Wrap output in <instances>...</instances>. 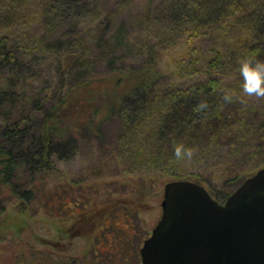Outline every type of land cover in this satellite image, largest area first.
<instances>
[{
  "label": "trees",
  "instance_id": "obj_1",
  "mask_svg": "<svg viewBox=\"0 0 264 264\" xmlns=\"http://www.w3.org/2000/svg\"><path fill=\"white\" fill-rule=\"evenodd\" d=\"M102 1L113 0H0V214L17 202L60 218L97 211L92 190L104 177L59 165L77 156V134L103 143L94 173L109 162L112 176L140 180L138 193L160 179L202 184L210 166L232 184L221 198L210 191L226 201L264 167V97L243 93L237 71L241 57L264 60V0H147L132 30L118 22L124 3L109 11ZM168 56L184 81L160 69ZM108 124L119 131L104 142ZM179 143L194 148L191 159L175 157ZM109 204L113 220L137 214ZM30 257L24 264H81Z\"/></svg>",
  "mask_w": 264,
  "mask_h": 264
},
{
  "label": "rangeland",
  "instance_id": "obj_2",
  "mask_svg": "<svg viewBox=\"0 0 264 264\" xmlns=\"http://www.w3.org/2000/svg\"><path fill=\"white\" fill-rule=\"evenodd\" d=\"M102 3L109 11L116 8V4L124 3L118 22L125 21L128 27H132V30L134 29L133 17L138 15V12L147 5L148 1L113 0L110 5L103 1ZM159 67L167 78L174 77L173 80L176 83L184 81L181 76L176 75L177 69L173 59L169 56L163 58ZM111 125L105 126L104 142L114 141L116 132L119 131L117 127ZM77 139V156L73 161H61L59 165L63 172L69 168L77 173L87 172L90 179H96L98 174L104 177L99 178L100 181L95 180L98 183L96 182L97 184L92 190L95 199L99 202L97 211L90 208L84 214H80L81 211L78 210L77 215L73 217L60 218L47 213L41 207L39 209L38 202L32 205L36 207L35 213H32V208L24 209L18 202L9 204L7 211L0 214V241L2 240L0 242V264L30 262L31 252L58 255L59 258L65 259H77L81 264H138V261L142 264L140 250L143 247L144 239L151 236L154 227L163 215L164 185L167 181L154 180L144 185L147 189L138 193L140 180L121 172L119 176H112L116 171L111 169L112 165L109 162L96 174L90 159L91 155L94 157L97 151L100 152L102 149L101 152H104L103 143L85 133L77 134ZM200 173L201 183L209 191H212L216 198H221L232 190L230 188L232 184L227 183L228 176L225 171L214 170L207 166L206 170L202 168ZM90 187L86 183L82 192H86ZM3 196L10 197L7 189ZM108 197L119 203V208L127 204L123 208L137 213L130 224L125 221L124 214L119 219L113 220V214H109V211L114 206L111 208ZM106 224L108 229L104 228ZM123 234L133 235V238L136 239L129 249L123 244L127 242L120 241ZM101 251L104 254H101ZM136 253L140 259L135 256ZM107 254L111 255L110 259Z\"/></svg>",
  "mask_w": 264,
  "mask_h": 264
},
{
  "label": "water",
  "instance_id": "obj_3",
  "mask_svg": "<svg viewBox=\"0 0 264 264\" xmlns=\"http://www.w3.org/2000/svg\"><path fill=\"white\" fill-rule=\"evenodd\" d=\"M142 264H264V167L220 202L190 179L164 185Z\"/></svg>",
  "mask_w": 264,
  "mask_h": 264
},
{
  "label": "clouds",
  "instance_id": "obj_4",
  "mask_svg": "<svg viewBox=\"0 0 264 264\" xmlns=\"http://www.w3.org/2000/svg\"><path fill=\"white\" fill-rule=\"evenodd\" d=\"M237 71L242 77L240 88L243 93H246L249 97H264V60L251 55L241 57L238 61ZM233 95V90H224L225 100L231 101ZM203 107H205V104L201 103L199 108ZM194 151L193 147L186 148L183 143H179L175 146V157L177 159H191Z\"/></svg>",
  "mask_w": 264,
  "mask_h": 264
}]
</instances>
